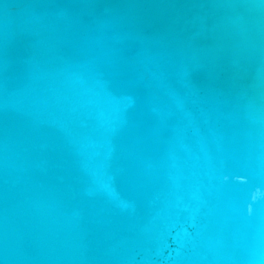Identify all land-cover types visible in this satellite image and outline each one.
Returning a JSON list of instances; mask_svg holds the SVG:
<instances>
[{"label":"water","instance_id":"95a60500","mask_svg":"<svg viewBox=\"0 0 264 264\" xmlns=\"http://www.w3.org/2000/svg\"><path fill=\"white\" fill-rule=\"evenodd\" d=\"M0 264H264V0H0Z\"/></svg>","mask_w":264,"mask_h":264}]
</instances>
